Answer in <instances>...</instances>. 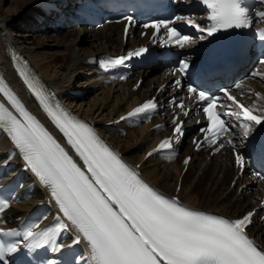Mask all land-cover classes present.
I'll list each match as a JSON object with an SVG mask.
<instances>
[{
    "label": "snow or ice",
    "instance_id": "1",
    "mask_svg": "<svg viewBox=\"0 0 264 264\" xmlns=\"http://www.w3.org/2000/svg\"><path fill=\"white\" fill-rule=\"evenodd\" d=\"M201 3L210 11L209 19L213 24L206 29L198 24L194 26L200 31H207L208 35L220 28L249 26V10L241 4V0H201ZM256 15L264 18V11ZM125 19L132 21L130 16ZM170 23L159 21L145 24L144 27L154 28L156 33L163 27L169 41L174 40L183 46L182 42H187L189 37L169 27ZM127 34L128 29L125 28ZM145 52L146 48H139L128 56L101 60L99 63L101 68L107 70L109 66L122 65L133 55L140 56ZM259 62L264 64V58ZM187 68L188 64L181 61L178 71L184 72ZM25 83L40 98L51 121L83 161L82 166L78 165L0 80V93L19 113L18 118L0 103V127L7 130L26 166L50 190L59 212L65 218L60 220L56 229L40 233L32 228L27 229L23 233L25 241L41 237L44 244L51 242L55 250L62 247L56 245L57 230L74 229L77 235L73 243H86L89 264H264V249H259L246 232L252 223L253 212L229 220L191 210L182 206L176 198L165 197L126 165L87 123L60 106H49L32 82L25 79ZM175 83L180 85L181 82L177 80ZM188 91L198 94L199 100L206 102L203 112L207 116L208 127L201 131L210 133L205 139L211 145L218 135L228 130L221 114L215 111L216 98L192 86ZM225 95H228L226 90ZM256 96L259 98L260 94L256 93ZM228 99L238 104L235 97L228 95ZM178 106L183 108V105ZM155 107L154 101L148 100L128 115L137 116ZM238 107L244 120L250 122L243 126L244 137L247 138L253 124H264V115H254L252 108L242 104H238ZM174 131L183 135L179 123ZM170 148L171 139L167 138L153 151ZM261 149L264 151V145ZM235 159L243 171L247 167V158L237 153ZM184 163L187 164L188 160ZM8 207V200H0V212ZM27 247L33 245L29 243ZM16 251L17 245L5 247L0 243V261L5 259L6 253Z\"/></svg>",
    "mask_w": 264,
    "mask_h": 264
},
{
    "label": "bare ground",
    "instance_id": "2",
    "mask_svg": "<svg viewBox=\"0 0 264 264\" xmlns=\"http://www.w3.org/2000/svg\"><path fill=\"white\" fill-rule=\"evenodd\" d=\"M3 1L0 0V66L5 77L13 90L21 95V104L25 109L36 117L78 165L82 166L83 161L68 145L66 138L49 116L41 110L35 94L29 92L25 84L16 76L12 62L7 57L6 48L16 47L29 59L31 75L35 80L39 79L38 87L44 95H50L52 90H56L73 110L82 116L85 123L110 143L112 150L131 164L132 169L143 181L168 196L177 197L183 203L182 206L218 213L225 218H236L252 210L259 203L256 199L258 192L246 193V189L252 188L247 179L243 176H235L237 171L228 152L215 155L201 153L183 140L182 143L186 145L175 158L156 157L155 154L149 156V150L163 135L166 127H154L157 120L142 124L136 123L134 119L118 120L122 114L144 98L154 94L160 98L162 91H157V88L166 77L153 75V69H150L140 74L143 80L139 87L135 85L137 78L114 83L96 78L90 61L92 57L102 53L118 54L123 47L137 45L143 39L133 35L124 40L121 36V23H112L93 30L77 28L70 30H73V37L70 36L71 39L63 51L46 53L45 46L58 48L63 44L59 39L60 36L56 37L53 34L46 37L34 36L31 38L34 46L30 45L32 41L30 42L28 37L32 36L31 33L40 31L38 27L43 25L37 20L38 13L44 14L38 3L44 0H11L9 1L11 7L6 10L1 8ZM202 13L199 6H195L191 11V21L193 24L205 27L206 25L201 23ZM260 22H264V19ZM188 32L195 34L193 29H188ZM96 40L101 45L98 49V45L94 44ZM46 41H51L52 45L45 44ZM87 42H90V50L80 53V50L84 51L83 45ZM196 55L193 53V56ZM89 57L91 58L88 59ZM261 70V75H264V67ZM244 90H247V94L242 98L243 102L257 113L263 114L264 79L246 81L244 87L239 89V91ZM256 93L260 94L259 98ZM11 112L19 118V113L13 106ZM235 133L238 140L242 141L244 127L235 125ZM187 155L190 156V160L186 165H181L182 158ZM0 165L9 172L10 177L17 173L22 179L18 190L19 197L15 198L7 209L0 212V226L16 225L19 218L36 207L40 200L45 201V213L50 211L51 214L46 219L53 216L54 211L59 212L50 190L28 167H24L25 162L19 150L3 131H0ZM207 168H210V172L206 173L209 176L206 185L202 186L200 180L206 176ZM188 171L192 182H189L185 175ZM219 179L225 187L223 186L220 194L211 198L213 194L210 191L215 192L213 188ZM231 182H234L233 187L230 186ZM177 188L180 190L177 191ZM68 232L76 233L74 229H69ZM247 235L259 249H264V214L256 219L255 225L250 228Z\"/></svg>",
    "mask_w": 264,
    "mask_h": 264
},
{
    "label": "rangeland",
    "instance_id": "3",
    "mask_svg": "<svg viewBox=\"0 0 264 264\" xmlns=\"http://www.w3.org/2000/svg\"><path fill=\"white\" fill-rule=\"evenodd\" d=\"M9 1H11V0H4L3 1V3L1 4V8L3 9V10H6L7 8L8 9H10V7H11V5H9ZM69 32V33H68ZM18 33H20V32H18ZM36 33V34H35ZM42 32H40L39 33V31H37V32H34V33H31L32 34V36H28L29 38H30V42L32 41V43H30V45H32V46H34L33 45V43H34V41L33 40H31V38H33L34 36H37V35H41V36H49L50 34H53V35H55L56 37H62V38H60L59 37V39H60V41L63 43H61L62 45L60 46V47H58V48H55L54 46H45L46 47V49H45V52L46 53H50V52H54V51H56L57 53L58 52H61V51H63L64 50V48H65V46L69 43V39H71L72 37H73V30L72 31H70V30H68V31H64V32H62L61 34H59V35H57V34H55V33H45V32H43L42 34H41ZM67 35V36H66ZM69 36V37H68ZM70 36H71V38H70ZM80 41V40H79ZM66 42V43H65ZM45 44H47V45H52V42L51 41H46L45 42ZM90 42L88 43L87 42V44H85V45H83V48H84V51L83 50H80V53H83V52H85V50L86 51H88V50H90ZM94 44H96V45H98L97 46V49H98V47L100 46L101 47V45L99 44V41L98 40H96V42H94ZM111 44V43H110ZM64 45V46H63ZM75 45H77V43H75ZM190 171V170H189ZM189 171H188V173L187 174H185V175H187V177H188V180H189V182H192L190 179H189ZM207 171L208 172H205V175H206V173H209L210 172V168H207ZM208 176H209V174H207L205 177H203L200 181H202L201 183H202V186H205L206 185V181H207V178H208ZM217 181V180H216ZM225 185V184H224ZM223 185V182L221 181V179H219L218 180V182H217V184L215 185V187L213 188V190L215 191V192H211L210 191V193L211 194H213L212 196H211V198H214L216 195H218V194H220L221 193V191H222V188H224L225 186ZM224 186V187H223ZM216 193V194H215Z\"/></svg>",
    "mask_w": 264,
    "mask_h": 264
}]
</instances>
